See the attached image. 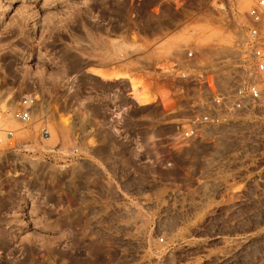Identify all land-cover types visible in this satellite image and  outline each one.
Wrapping results in <instances>:
<instances>
[{"label":"rangeland","instance_id":"1","mask_svg":"<svg viewBox=\"0 0 264 264\" xmlns=\"http://www.w3.org/2000/svg\"><path fill=\"white\" fill-rule=\"evenodd\" d=\"M254 1L0 0V264H264V195L131 76L230 45Z\"/></svg>","mask_w":264,"mask_h":264},{"label":"built area","instance_id":"2","mask_svg":"<svg viewBox=\"0 0 264 264\" xmlns=\"http://www.w3.org/2000/svg\"><path fill=\"white\" fill-rule=\"evenodd\" d=\"M159 1L174 6L180 2ZM246 15L245 26L233 34L230 45L205 54L185 48L131 76L143 83L136 93L154 98L144 106H158L173 116L168 125L180 143L214 145L233 170L248 176L249 189L233 194L264 195V0L254 1ZM128 83L127 96L140 105ZM33 100L31 95L22 97L11 118L29 122ZM41 135L49 138L46 129ZM12 136L11 131L5 134L7 140Z\"/></svg>","mask_w":264,"mask_h":264},{"label":"bare ground","instance_id":"3","mask_svg":"<svg viewBox=\"0 0 264 264\" xmlns=\"http://www.w3.org/2000/svg\"><path fill=\"white\" fill-rule=\"evenodd\" d=\"M94 72H95V71H94ZM95 73H96V74L98 73V76H99V74H100V73L98 72V70H96ZM100 75H101V74H100ZM132 83H133V82H132ZM136 87H137V84H136ZM133 89H135V88H133ZM135 92H136V90H135ZM144 95H145V94H144ZM144 95H143V94H140V95L138 94L137 99L139 98L141 102H146V99H145L146 96H144ZM139 96H140V97H139ZM147 100H148V99H147Z\"/></svg>","mask_w":264,"mask_h":264}]
</instances>
